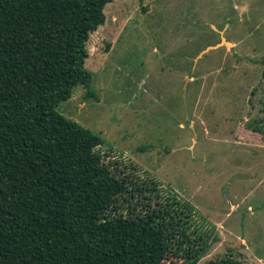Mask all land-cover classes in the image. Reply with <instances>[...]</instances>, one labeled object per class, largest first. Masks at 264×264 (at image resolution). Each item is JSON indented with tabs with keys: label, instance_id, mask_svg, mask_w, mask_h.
Instances as JSON below:
<instances>
[{
	"label": "rangeland",
	"instance_id": "rangeland-1",
	"mask_svg": "<svg viewBox=\"0 0 264 264\" xmlns=\"http://www.w3.org/2000/svg\"><path fill=\"white\" fill-rule=\"evenodd\" d=\"M104 14L87 42L93 95L76 86L57 112L101 139L96 151L129 189H144L133 215L174 199L192 208L196 243L163 264H186L194 246L197 264H264V0H114ZM221 33L231 45L195 62Z\"/></svg>",
	"mask_w": 264,
	"mask_h": 264
},
{
	"label": "trees",
	"instance_id": "trees-1",
	"mask_svg": "<svg viewBox=\"0 0 264 264\" xmlns=\"http://www.w3.org/2000/svg\"><path fill=\"white\" fill-rule=\"evenodd\" d=\"M113 1L0 0V264H163L196 243L180 200L133 215L144 189H129L96 151L101 139L56 110L76 86L92 97L87 42ZM194 247L186 264L203 256Z\"/></svg>",
	"mask_w": 264,
	"mask_h": 264
},
{
	"label": "water",
	"instance_id": "water-1",
	"mask_svg": "<svg viewBox=\"0 0 264 264\" xmlns=\"http://www.w3.org/2000/svg\"><path fill=\"white\" fill-rule=\"evenodd\" d=\"M222 35H223V33H221L220 43H218L217 45L210 46V47H207L206 49H204V51H202V52L197 56V58L195 59V62H196L199 58H201L202 55L206 54L207 52H209V51H211V50H216V49H218V48H220V47H223L222 44H225V45L229 44V45H231L229 42L225 41V38H224ZM189 82H190V79H186V80H185V83H184V87H183V91H184V95H183V97H184V99H185V93H186V86H187V84H188ZM227 246H230V247H232L233 249H237L238 242L235 243V244H233V245H227Z\"/></svg>",
	"mask_w": 264,
	"mask_h": 264
}]
</instances>
